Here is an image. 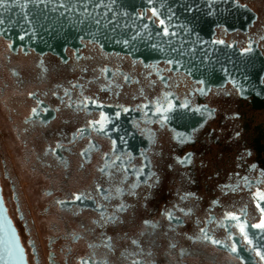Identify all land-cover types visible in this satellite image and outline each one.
Listing matches in <instances>:
<instances>
[{
    "label": "flooded vegetation",
    "instance_id": "obj_1",
    "mask_svg": "<svg viewBox=\"0 0 264 264\" xmlns=\"http://www.w3.org/2000/svg\"><path fill=\"white\" fill-rule=\"evenodd\" d=\"M144 16L178 35L189 70L0 36V188L26 260L264 264L251 227L264 208V0H158V19Z\"/></svg>",
    "mask_w": 264,
    "mask_h": 264
},
{
    "label": "water",
    "instance_id": "obj_2",
    "mask_svg": "<svg viewBox=\"0 0 264 264\" xmlns=\"http://www.w3.org/2000/svg\"><path fill=\"white\" fill-rule=\"evenodd\" d=\"M205 5L219 7L217 2ZM147 9L158 19V0H0V36L15 47L43 53H60L88 41L108 52L151 61L161 58L189 70L187 47L178 44L177 34L162 35L153 20L145 18ZM246 65L243 60L242 72ZM209 69L214 79H225L221 66L211 62ZM255 248L264 252L261 230ZM0 264H28L1 188Z\"/></svg>",
    "mask_w": 264,
    "mask_h": 264
},
{
    "label": "snow or ice",
    "instance_id": "obj_3",
    "mask_svg": "<svg viewBox=\"0 0 264 264\" xmlns=\"http://www.w3.org/2000/svg\"><path fill=\"white\" fill-rule=\"evenodd\" d=\"M60 6L63 7L64 5L61 4ZM98 6H99V5H98ZM161 23H162V22H161ZM168 34H169V33H168V30H167V29H164V35H168ZM173 35H174V34H173ZM243 51H248V49H244ZM242 54H243V53H242ZM88 103H89V101H87V100L83 101V104H84L85 106H86ZM90 103L93 104V105H95L96 102H95L94 100H92V101H90ZM168 108H171V103H170V102L168 103ZM33 111H35V109H34ZM123 111L127 112L128 109H127V108H124ZM156 111L159 112L160 109L157 108ZM101 119L103 120V118H101ZM92 123H100V121H94V122H92ZM253 167H255V165H253ZM132 187L134 188L135 185H132ZM122 194H123L122 189H121V188H117V189H116V195L119 196V195H122ZM187 195H191V194H187ZM105 198H106V199H110L111 197H110V196H106ZM185 198H187V197H182L181 199H185ZM74 199H76V200H82V199H83V196H82V195H76V196L74 197ZM261 199L264 200V197H261ZM126 207H127V205L121 203V204L118 206L117 211H123ZM257 207H260V205H257ZM167 214H168L169 217H171V213H170V212L167 213ZM100 215H101V219L104 220L105 223L114 222V221L116 220V218H117V217L115 216V214H113V215H105L104 212H101ZM228 216H229L232 220H235V219H236V217L233 216L231 213H228ZM153 227H155V225H153ZM251 227L254 228V229H259V230H261L262 232H264V208H261V215H260V218H259V222H258V223H254V224H252ZM201 231H203V229H201ZM239 231H240L241 235H244L245 243L251 244V241L248 239V236L245 235V228H244L243 225L240 226ZM134 243H135V242H134ZM217 243H219V241H217ZM232 251H233V252H236V251H237V248H236L235 245H233V247H232ZM256 255H257L258 257H261L262 259H264V252H262L260 249H257V251H256Z\"/></svg>",
    "mask_w": 264,
    "mask_h": 264
}]
</instances>
